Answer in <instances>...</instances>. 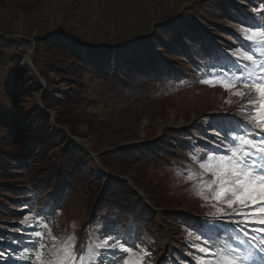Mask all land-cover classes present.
<instances>
[{
	"label": "trees",
	"instance_id": "trees-1",
	"mask_svg": "<svg viewBox=\"0 0 264 264\" xmlns=\"http://www.w3.org/2000/svg\"><path fill=\"white\" fill-rule=\"evenodd\" d=\"M262 2L190 0L178 20H172L181 10L177 7V12L150 26L151 36L143 30H126L111 38L107 30L97 40L79 32L80 27L67 17L54 16L50 6L37 0H0V46L14 48L12 68L3 82L8 104L0 107V243L4 248L0 253L11 252L4 254L9 264H28L22 255L28 257L31 251L32 229L27 237L21 235L25 215L39 213L45 221L55 222L57 211L78 192L87 199V226L96 231V226L105 225L109 233L118 229L151 252L144 261L151 263L159 254L161 258L167 231L138 190L154 207L164 209L162 221L174 250L162 264H195L188 233L196 229L185 215L170 209L182 199L163 176L177 164L180 152L190 155L193 146L202 150L207 136L196 125L190 130L166 129L155 138L163 120L174 111L187 112L188 106L177 93L148 89L184 81L176 62L195 69L201 79L221 71L220 65L212 67L208 49L221 35L247 48L238 38L240 28L258 22L260 15L254 8ZM29 5L35 8L29 10ZM20 29L23 36H14ZM31 50L33 65L27 61ZM210 58L214 60L213 55ZM225 66L235 71L230 64ZM91 83L119 95L123 104L97 111L101 101ZM187 113L188 118L191 113ZM144 117L149 123L141 137ZM73 137L87 142L110 173L101 171L92 154ZM186 182L189 193L193 182ZM185 253L192 261L183 257ZM106 254L104 264L123 262L119 253Z\"/></svg>",
	"mask_w": 264,
	"mask_h": 264
},
{
	"label": "snow or ice",
	"instance_id": "snow-or-ice-1",
	"mask_svg": "<svg viewBox=\"0 0 264 264\" xmlns=\"http://www.w3.org/2000/svg\"><path fill=\"white\" fill-rule=\"evenodd\" d=\"M241 31L248 46L229 58L235 71L220 65L221 71L199 80L212 87L219 84L237 97L242 116L233 117L230 127L218 126L222 136L214 147L196 151L193 146L190 159L199 171L181 173L193 182V196L210 209L201 226L188 233L195 264H264V24ZM20 223L32 229L31 251L28 257L22 255L28 264H104V253H119L123 264H143L151 256L146 246L118 229L106 232L105 225L89 234L93 243L85 248L74 235H53L39 213L25 215ZM41 229H48L47 234Z\"/></svg>",
	"mask_w": 264,
	"mask_h": 264
},
{
	"label": "rangeland",
	"instance_id": "rangeland-1",
	"mask_svg": "<svg viewBox=\"0 0 264 264\" xmlns=\"http://www.w3.org/2000/svg\"><path fill=\"white\" fill-rule=\"evenodd\" d=\"M37 1L41 2V5H47L46 8L50 6V11L54 12V16H57L61 19L67 17L70 22L77 24L80 27L79 32H86L89 37L95 38L97 40L102 39L104 36V32L107 30H109L111 38H114V35L117 32H127L129 30H143L144 33H147L148 36H151L153 33L152 30H150V26L158 23L159 20H161V18H163L164 16L174 14L179 9H181L178 15L175 14L174 17H172V20H178L181 14L186 11L187 7L191 5H186L190 0ZM177 7L178 9L176 11ZM34 8V5H29L28 9L32 10ZM56 9H58L59 11ZM262 10H264V2L254 8V11L258 15H260V19L258 20L260 24H264V13H262ZM252 12L253 9L248 10V13L250 15L252 14ZM167 21H169V19ZM242 28L243 27L240 28V31L242 30ZM147 35H144V40L148 38ZM242 35L243 34L241 31L238 38L242 39ZM14 36L22 37V30L20 29V33L15 34ZM66 37L71 38L69 35H66ZM226 48H231L232 50L226 52ZM237 48L239 47L235 39L229 38L226 35H221L220 39L215 40L208 49V60L214 61L213 65H225L227 63L232 66L231 60L229 58L235 59L234 53ZM13 52L14 48H10L9 46H0V107L1 104H8V98L3 93V82L12 68L10 59ZM31 52L32 50L28 55L31 56ZM212 55L214 56V60L210 58ZM175 65L177 72H184L183 75L186 77V79L182 82L174 84L169 88H149L148 92L171 91L175 94L177 93V96L180 98L182 103L188 106L186 110H188L191 114L187 118L186 116L188 114V111H174L169 115L168 118L162 121V125H164L163 127L161 125L162 128L160 127L161 130L157 131L158 135L155 138H159L162 132L166 129L174 128L177 131H181L185 128L190 130L197 125L205 133L207 139L204 141V143H202V150L196 151H204V149L207 147H214V142H220L222 136V133L218 135V126L222 125L225 127H230L235 123L233 117L238 120L242 116V113L237 110L240 101L237 97L231 95L229 91L224 90L219 84H217L215 87H212L199 83V80H201V78L199 77L198 73H196L195 69L191 70L189 67H187V70L186 68H183L184 65L182 62H176ZM211 76L212 75H210L209 77L207 76L206 78H211ZM91 85L95 87V95L101 101L100 107L96 108L97 111L107 112L111 108H114V106H120L123 104L122 98L117 94L110 93L105 86L99 84L97 85L95 83H91ZM179 91L182 92L178 94ZM39 99L40 97H38V100ZM228 100H231L232 103H228ZM49 111L52 113L51 110ZM52 123H54V121ZM148 123V118L144 117L140 126L139 136H145V126ZM74 138H78L81 140V138L79 137ZM81 142L86 143L89 147V144L87 142H84L82 140ZM145 142L148 141L146 140ZM178 156L179 158H175L177 164L166 171L165 176H163L172 191L178 193V196H180L182 199L180 203L176 202V206L170 209L177 215H185L190 223L192 222V227L196 229L197 227L201 226V222L206 218L207 213L210 209L206 202L195 198L192 192H187V187L189 186V184H187L188 182H186V177L181 174L182 171L186 169L199 171L198 164L190 159V155H187L183 152H180ZM92 157L95 159L96 164H98V167L101 171L109 172L98 163L96 155H92ZM159 176L160 174L157 177ZM138 191L144 197L152 211L156 212L157 223L161 226H164L167 231V235H165V237L163 238V253L161 255V258L159 254V256L153 259L151 263L148 261H143V264H162L163 261L166 260L167 256L173 255L174 250L169 230L166 224L162 221L161 213L164 209L154 207L146 198V196L140 190ZM86 205L87 199L82 193L78 192L73 195L66 206L61 207L57 211L58 215L57 217H55V222L46 221L50 225L52 234L60 237L61 239H64L70 235H74L78 238V243L82 244L85 248L89 244L93 243V240L89 239V234L91 232H94L95 228H93L92 226H87L89 220L86 218ZM52 208L56 209V206H53ZM23 228L24 232H22L21 235L27 237L30 228H26L24 225ZM41 230H43L45 234H47L48 229ZM84 232L85 236L82 239ZM188 238H190L189 235ZM0 248H3L2 243H0ZM19 249L16 246L14 250L18 252ZM4 254L5 256L12 255L11 252L5 253L4 251L3 255H0V264H9ZM108 255L109 254L107 253L106 256ZM185 256L192 261V257H190L189 253H185L183 257ZM12 264L17 263L14 262ZM121 264H123V262ZM180 264L185 263L182 262Z\"/></svg>",
	"mask_w": 264,
	"mask_h": 264
},
{
	"label": "water",
	"instance_id": "water-1",
	"mask_svg": "<svg viewBox=\"0 0 264 264\" xmlns=\"http://www.w3.org/2000/svg\"><path fill=\"white\" fill-rule=\"evenodd\" d=\"M19 36H21V35H19ZM27 61H28V63H29L30 65H33V64H32V59H31V56H30V55L27 56ZM33 67H34V66H33ZM34 68H35V67H34ZM37 73L39 74L38 71H37ZM41 80L43 81L44 85L46 86V82H45V80H44L43 77H41ZM38 103H39L40 105H42V103H41V99L38 100ZM73 139L78 143V146H79V147H84L88 152H91L90 148L88 147V145H87L86 143L81 142V140L78 139V138H74V137H73ZM91 153H92V152H91ZM92 155L95 156V154H93V153H92ZM120 177H121V178H125V179H127V180L130 181V179H129L128 177H123V176H120Z\"/></svg>",
	"mask_w": 264,
	"mask_h": 264
}]
</instances>
